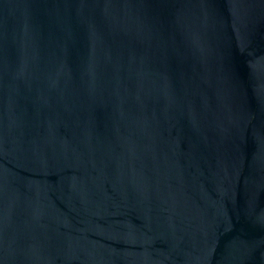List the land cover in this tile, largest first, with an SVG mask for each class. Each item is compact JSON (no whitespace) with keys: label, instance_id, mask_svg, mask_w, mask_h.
<instances>
[{"label":"water","instance_id":"95a60500","mask_svg":"<svg viewBox=\"0 0 264 264\" xmlns=\"http://www.w3.org/2000/svg\"><path fill=\"white\" fill-rule=\"evenodd\" d=\"M0 264H264V0H0Z\"/></svg>","mask_w":264,"mask_h":264}]
</instances>
